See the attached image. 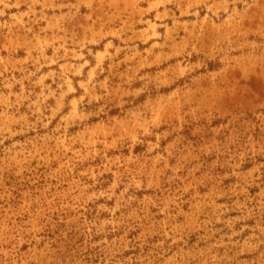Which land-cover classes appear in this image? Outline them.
I'll use <instances>...</instances> for the list:
<instances>
[{
  "label": "rangeland",
  "instance_id": "1",
  "mask_svg": "<svg viewBox=\"0 0 264 264\" xmlns=\"http://www.w3.org/2000/svg\"><path fill=\"white\" fill-rule=\"evenodd\" d=\"M0 264H264V0H0Z\"/></svg>",
  "mask_w": 264,
  "mask_h": 264
}]
</instances>
